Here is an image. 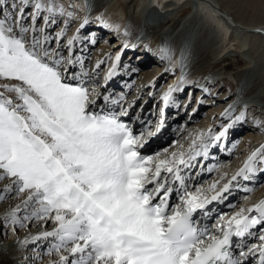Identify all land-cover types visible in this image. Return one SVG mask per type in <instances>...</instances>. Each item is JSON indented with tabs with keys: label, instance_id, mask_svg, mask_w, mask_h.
<instances>
[{
	"label": "snow or ice",
	"instance_id": "1",
	"mask_svg": "<svg viewBox=\"0 0 264 264\" xmlns=\"http://www.w3.org/2000/svg\"><path fill=\"white\" fill-rule=\"evenodd\" d=\"M75 15L63 0H0V202L19 201L5 222L14 232L33 222L43 229L21 243L48 242V264H264V199L229 203L235 210L220 213L211 227L200 222L240 181L264 175L261 144L226 182L227 173L197 181L204 172H220L207 161L216 148L225 149L246 110L233 116L226 109L227 124L189 133L187 146L144 154L164 129L167 110L178 106L174 94L191 82L182 72L160 96L155 128L146 122L137 129L135 101L107 92L123 49L108 57L99 84L106 61L87 69L80 48L89 21L69 35ZM257 33L264 35V27ZM88 42L97 43L94 36ZM256 125L264 130V121Z\"/></svg>",
	"mask_w": 264,
	"mask_h": 264
},
{
	"label": "bare ground",
	"instance_id": "2",
	"mask_svg": "<svg viewBox=\"0 0 264 264\" xmlns=\"http://www.w3.org/2000/svg\"><path fill=\"white\" fill-rule=\"evenodd\" d=\"M258 1L256 0V2ZM63 3L71 5L76 13L69 23L74 21L81 23L85 18L89 21L81 31V35L85 39L80 48L89 71L100 57L111 55L114 59V53L121 49H123L121 66L129 64L133 66L132 69L137 70L133 75L136 82L131 94H128L125 86L120 91H114L113 95L119 96L122 93L128 102L135 101L136 103L140 97L141 87L152 88L150 85L155 86L171 76L166 82L170 84L177 77L176 74H181L183 69L187 71L192 68L198 72L196 77L205 80L203 86L210 87L211 94L209 95L221 99L217 102L216 99L210 100L207 93L193 92L194 87L191 85L195 80H199L193 77L191 81H188L191 82L189 86L182 92L185 98L182 99L183 102H180V105H183L190 101L192 108L183 114L181 108L175 106L170 108L172 110L169 114L180 119L175 126L170 128V130H174L169 147L154 145L150 149L146 145L143 149L144 154L151 155L163 151L165 148L172 150L174 143L187 146L189 133L207 131L211 126L208 123L209 118L194 120L200 110L205 109V115L216 117L222 114V112H217L218 109L224 111L235 103L243 102L246 103V106L238 111V115L241 111L246 110V119L243 123L237 124L229 130V135L225 141V145L228 147L234 136L241 134L242 139L239 140V147L233 151V155L226 152L225 154L224 149L216 148L207 164L212 165L216 159L220 160L217 164L221 166L220 172H212L211 174L204 172L197 178V181L199 183L211 182L218 179L223 173L228 175L234 173L241 167L244 159L252 150L264 144V130L256 125L257 121H264V35L257 33V29L264 27V20L255 19L253 16L245 17L240 6L242 5L241 1L63 0ZM97 17L101 19H97ZM101 20L105 21L108 26H102ZM214 20L219 23L218 27L213 24L215 23ZM61 26H63V22ZM74 29L75 27H73ZM220 29L225 33L228 31V36L224 35L222 38L223 33L220 34ZM68 31H70L69 28ZM144 31L145 33L149 31L155 39H141L140 35ZM73 32L70 31L68 34L71 35ZM131 34H136L137 37H132ZM93 36L97 41L94 48L92 47L93 44L88 42ZM117 48L118 50L115 51ZM174 56L175 62H173ZM161 61H166V65ZM151 63L153 66L142 71L143 67ZM170 65L177 69L175 71L173 68L170 70ZM186 71L185 74H187ZM119 84H123V81ZM124 84L129 85L127 81ZM145 93L144 88L142 94ZM189 93H193V95L190 97ZM227 95L234 98H224ZM199 96H201L200 100H203V103H197ZM151 100L155 103L154 97H151ZM149 101L142 104L143 107L139 113L144 114L148 106L151 108ZM193 108L196 109L194 113ZM233 116H235V112ZM149 120H152V115H149L143 124ZM228 122V120L222 119L220 126ZM219 128L216 130L213 127L212 129L218 131ZM164 132H166L165 129L160 134L161 136L164 135L162 138L168 136L166 133L170 134V131ZM227 154L232 158L230 161L223 159ZM239 183L240 187L232 189L227 202L213 205L215 211L211 218H200L201 224L211 227L216 216L220 213L234 211L235 209L229 207L228 204H233L232 200L238 194L245 192L241 198L242 201L234 205L236 207L250 205L264 199V175H257L250 182L240 181ZM245 187L250 191H245ZM246 196L248 197L247 200H245ZM17 203H19L18 200L6 199L0 205V225L5 213ZM217 213L218 215H216ZM51 227L50 224L47 229L51 230ZM41 230L43 229L38 228L35 222L28 229L24 228L20 232H14L12 225L8 230L6 228L1 229L0 226V264H34L35 256L38 254H33L32 251L28 250L31 247L28 244H22L21 241L26 238L30 241L31 236ZM44 243L47 242L42 241L33 244L32 249H36L39 253L40 247H44ZM46 258L49 259L48 256ZM43 264H48V261Z\"/></svg>",
	"mask_w": 264,
	"mask_h": 264
},
{
	"label": "rangeland",
	"instance_id": "3",
	"mask_svg": "<svg viewBox=\"0 0 264 264\" xmlns=\"http://www.w3.org/2000/svg\"><path fill=\"white\" fill-rule=\"evenodd\" d=\"M235 1H237V0H235ZM238 1L239 2L241 1V4L242 5H240V6L242 7V10L244 12L245 17H248V16H251L252 17L253 16V18H255V19L264 20V0H259L260 2L259 1L256 2V0H253V1L252 0H238ZM79 24L80 23H75V21L69 23V29H70V31H75L76 27H78ZM213 24L216 25L217 27L219 26L218 25L219 23H217L216 21ZM73 27H75L74 30H73ZM70 31H68V33ZM220 34H222V38H224V35L227 37L228 34H229V32L227 31L225 33V32H223L220 29ZM131 36L132 37L133 36L134 37L135 36L137 37L136 34H134V35L131 34ZM140 38L141 39H155V38H153L150 35L149 31L147 33H145V31H144L140 35ZM95 46H96V44L95 45H92L93 48ZM117 50H118V48L115 51H117ZM117 52L114 53V56L116 55ZM111 58H112V56H111ZM174 58H175V56L173 57V60H174ZM99 60H105L106 61V63L103 64L101 66V68L98 70V76H97V82L102 85L104 83L103 77H104L105 73L107 72L108 67L110 66L109 61H111V60H109L108 57H100ZM175 61L176 60H174L173 62H175ZM96 62L97 61H95V63ZM161 62L163 63L164 61H161ZM164 64L166 65V61L164 62ZM177 64H179V63H177ZM124 65H127L128 67L125 68V67H123ZM124 65H122L119 68V74L112 81L109 82V85H108V88H107L108 94L113 95L115 93L114 91H120L121 89H124L125 86H126V89L128 91V94H131L132 89L135 87L136 79L135 78L133 79V75H135V73H136L137 70L136 71H132L133 66H130L129 64H124ZM151 66H153V63H151V64L143 67L142 68V71L149 69ZM169 67H170L169 69L172 70L173 66L170 65ZM91 69H92V67H91ZM173 69L175 71L177 68L174 67ZM182 71H183V74L186 76V82L191 81L193 77L199 79V80H195L191 86L194 87L193 92H197V91L202 92L201 91V86H203L205 84V80L204 79H200L201 77H196V76H198V72L196 71V69L189 68L187 71L185 69H183ZM185 71L187 72V74H185ZM180 75L181 74H176L175 76H177V77L170 84H167L166 82L169 81V79L171 78V76H169L170 78H168L167 80L160 81L159 84L155 85L152 88H148V86L141 87L140 88V94H139L140 97L138 98L137 102L135 103V107H134V110H133L134 111L133 112V115L131 114L133 118L134 117H139L140 118V119H138V123H136L137 129L143 130V125H144L143 123L146 121V119H148V116L149 115H152V120H149L148 122H150L151 127L153 126L152 127L153 129L155 128L157 122L160 119V111L159 110H160V107L162 106V101L160 100V96L167 90V88L169 87V85H174L175 84V82L178 80V78L180 77ZM122 81H123V84L120 85L119 82H122ZM126 81L128 82L129 85H125L124 84V83H126ZM144 88H145V92L146 93L145 94H142ZM208 89L210 90V87ZM149 92H152L153 95L150 96L148 94ZM210 93H211V90H210ZM151 97H154L155 98V103H153V101L151 100ZM174 97H175V100H176V104L178 105V106H175V107L176 108H181V113L182 114L184 112L188 111L190 108H192L191 106L185 107L187 105L186 103H184L183 105H180V102H183L182 99L185 98V96L183 97V93L182 92L176 93L174 95ZM210 97H213V98H210ZM208 98L210 100H212V99L215 100L216 99L217 102L221 101L220 98H217V97H215L213 95H209V94H208ZM224 98H229L230 99V98H234V97L233 96H230V95H227ZM188 99H189V97H188ZM198 99L200 100L201 99V96H199ZM148 100H150L149 102L151 103V108H149V106H148L147 109H146V112L144 114L139 113V110L141 109L142 104L143 103L146 104ZM180 100H182V101H180ZM245 106H246V103H244V102L243 103H235V105H233L232 107H229L227 109H231L232 115H233L234 112H235V115H238V111L242 107H245ZM195 107L198 108L197 105H195ZM170 108L167 110V114H166V117H165V128H164L166 132H169L170 131V134L164 132L168 136L165 137V138H162V137H164V135H162V136L160 135L164 131V129H162L163 131H161L160 134H158L156 137L151 138V140L147 144L148 145L147 148H150L151 149V146H154V145H158L160 147H169V144H170V142H171V140L173 138L172 132L174 130V129H171L170 130V128L172 126H175L176 123L180 119V118H174V117L171 116V114H169L170 111L172 110ZM204 110L205 109L200 110V111L198 110L199 113H198V115H196V118H194V120L195 121H199L201 119L209 118L208 119L209 120L208 123H209V125L211 124V126L208 128V130L209 129H212L213 127L217 130V128H219V126L221 124L222 119H226V118H224V115H223L225 113V110L226 109L224 111L222 109H218L217 112H222V114L217 115L216 117H211V116L205 115L206 112ZM226 120H228V119H226ZM254 121H255V119H254ZM240 139H242L241 138V134L234 136V138L231 140L232 142L230 141V145L228 147H225L224 153L226 152V153H228L230 155L231 154L233 155V153H234L233 151L236 150L239 147V145H240V141H239ZM150 153H152V152H150ZM228 154L223 158L224 161H230L232 159L231 156H229ZM220 159H222V158H220ZM219 161L220 160H217L216 159L212 163V165L213 164L217 165L219 163ZM231 174H233V173H231ZM231 174H229V175H227L225 177V181L231 176ZM244 193L238 194L236 197H234L233 200H232L233 201V204H231V205H235V204L241 202L242 201L241 198H242V196H243ZM3 202H0V205ZM216 215H218V213ZM0 226H1V229L6 228L8 230L11 225L10 224H7L5 222V220H4V217H2V219H1V225ZM49 226H50V224L47 225V228ZM28 228L29 227H27V229ZM23 229L24 228L17 229L16 231L17 232H20ZM28 245L31 247V249L29 248L28 250L32 251L33 254H38V255L35 256V263L34 264H43L44 262H47L49 260L48 258H46L47 255H45V253L47 251V247L50 246L48 242L47 243H44V247H40L39 253H37V250L36 249H32L33 243L29 242Z\"/></svg>",
	"mask_w": 264,
	"mask_h": 264
}]
</instances>
